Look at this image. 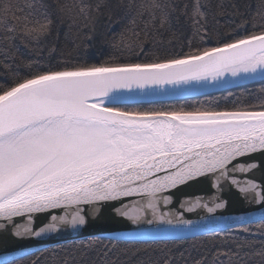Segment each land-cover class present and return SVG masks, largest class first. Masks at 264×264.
I'll return each instance as SVG.
<instances>
[{
  "label": "snow or ice",
  "instance_id": "6c2138e0",
  "mask_svg": "<svg viewBox=\"0 0 264 264\" xmlns=\"http://www.w3.org/2000/svg\"><path fill=\"white\" fill-rule=\"evenodd\" d=\"M205 6H209L208 0ZM102 9L107 10L110 21L113 15L122 14L127 24L113 38V51L99 63L90 64L71 56L60 59L55 66L32 60L22 62L26 71L21 74L19 65L14 69L12 63L6 62L8 52L0 45V220L7 222L0 224V230L4 232L8 225L15 226L12 235L17 237L55 232L54 223L35 231L28 226L21 229L14 218L26 216L32 223L36 214L56 209H64L65 215H53L51 220L75 229L87 223L82 205L102 208L132 196H139L146 203L129 208L121 202V208L115 209L117 215L136 223L147 208L163 221L157 208L159 194L209 176L214 177L212 187L216 188L221 176L228 179L229 165L241 173L259 167L244 158L257 152L264 155V96L257 105L237 106L234 110H129L122 105L130 98L125 90L129 94L135 89L145 90V94L179 93L188 91L193 82L197 86H206L208 81L228 83L229 76L264 81V25L246 35L235 30L223 36L216 32L215 46H204L209 36L206 25L210 12L202 11L200 0H195L191 11L193 36H199L201 44L193 47L189 39L187 52L160 48L146 53L145 42L150 41L153 48L164 43L163 31L176 37L173 20L180 24L181 15L188 17L186 3L181 7L176 0H95L94 4L56 0L53 9L46 0H25L23 5L19 0H0V29L5 33L0 39L13 47L19 25L22 42L25 38L39 40L51 32L54 11L75 22L81 17L94 19L91 14ZM237 28L243 29L244 25ZM11 55L15 57V52ZM141 55L151 59L121 62L122 58L139 59ZM259 91L264 94V88ZM232 182L239 183L235 176ZM259 187L246 181L239 191L255 193V202L264 203V191H256ZM218 199L212 197L213 207H208L207 202L201 205L199 200L193 207L203 206L213 213L225 207L224 202H216ZM163 200L167 204L171 196H163ZM96 215L98 210L93 211ZM166 223L172 226L177 240L196 239L204 233L226 239L235 232L250 233L253 225L264 234V216H241L231 222H217L213 228H199L180 217ZM128 236L134 243L148 245V238L156 242L153 233ZM103 239L90 236L77 241L71 252L61 249L63 256L53 250L45 257L46 262L97 264L99 258L100 264H124L109 255L119 243L129 241L107 237L109 244L98 248ZM147 250L145 247L137 251ZM160 251L163 257L150 256L135 264L188 262L184 252L174 256L172 249ZM45 252L48 250L30 253L35 257L31 264H39ZM90 252L96 256L91 257ZM221 255L228 257L229 264L233 256H239L217 252L210 264H215ZM253 255L260 257L259 264H264V249ZM0 264L12 262L5 259ZM193 264H205V257Z\"/></svg>",
  "mask_w": 264,
  "mask_h": 264
},
{
  "label": "trees",
  "instance_id": "16d2710c",
  "mask_svg": "<svg viewBox=\"0 0 264 264\" xmlns=\"http://www.w3.org/2000/svg\"><path fill=\"white\" fill-rule=\"evenodd\" d=\"M46 2L52 4L53 9H55L56 0H46ZM59 2L64 3L65 0H59ZM66 2L72 3V0H66ZM176 2L181 7L185 3L188 5V17L181 15L180 24H177L173 20L172 31L176 32L174 39L171 37V32L162 30V39L164 41L162 45L158 43L156 48H153L150 41L145 42L144 48L146 53L159 51L160 48H168L175 52H180L181 50L187 52L189 50V39H191L193 47L201 44L199 36H193L191 11L194 7L195 0H176ZM200 2L202 11L210 12L206 25L209 36L206 37L204 46H215L213 34L216 32L223 36L230 30H235L239 35H246L254 30L259 31L260 26L264 25V6L261 5V0H208L209 6H205V0H200ZM19 3L23 5L25 0H19ZM84 3L94 4L95 0H84ZM218 5L221 6L218 7ZM212 14H215V19L212 18ZM91 15L95 18L85 20L81 17L73 22L72 18L54 11V25L51 32L42 36L39 40L25 38L24 42H22L18 25L17 38L12 42L13 47L9 48L8 43L0 39V45L7 50L9 55V60L6 62L12 63L14 69L19 65L17 70L21 74L26 71L22 62L32 60H38L43 64L55 66L60 59L71 56L73 59L87 61L90 64L99 63L106 59L113 51L111 42L114 37H117L124 25L127 24V20L122 19V14H120L113 15L110 21L106 9H102L101 12L92 13ZM200 23L203 24L204 21H200ZM241 24L244 25V28L238 29L237 26ZM254 24L256 25L255 29H253ZM4 35V31L0 29V38ZM89 36L92 39H88ZM141 39H143V36H141ZM169 40H171L170 43ZM52 49L54 51H51ZM12 52H15V57H12ZM125 56H127V53H125ZM0 59H3L2 55H0ZM149 59H151V56L141 55L139 59L135 56L130 59L122 58L121 62H146ZM261 88H264V81H258L207 95L176 100L128 103L123 104L122 107L129 110H179L181 108L186 111L196 109L234 110L237 106L244 108L259 104L260 98L264 96L259 91ZM102 238L104 239L97 246L98 248L109 244L107 238ZM87 239L88 237L67 241L36 251L35 253H40L42 250H48V252H45L41 256L39 264H47L45 257L51 255L53 250L60 256H63L65 252L61 251V249L71 252L73 244L77 241ZM126 241L129 242H121L118 244L117 248L110 253V259H116L119 262H124V264H135L136 260L147 259L150 256L154 259L163 257V252L160 249H165V251L172 249L174 256H178L180 252H184L185 256L189 257L187 264H193L194 260L200 259L202 256L205 257V264H210L217 252L238 253V257L233 256L231 264H259L260 257L253 255V253L264 249V234H261L254 225L250 233L235 232L226 239L219 237L213 238L207 234H202L198 235L196 239H166L155 240L156 242H152L151 240L148 245L134 243L130 240ZM165 245H167V248H165ZM145 247L148 249L146 252L137 251ZM125 248L127 249L126 252L121 251V249ZM134 252L136 255H133ZM89 255L95 257L96 253L90 252ZM33 259L35 257L29 254L9 262H12V264H31ZM221 261L229 264L227 256H219L215 260V264H220ZM97 264H100L99 258H97ZM180 264H184V262L181 261Z\"/></svg>",
  "mask_w": 264,
  "mask_h": 264
},
{
  "label": "water",
  "instance_id": "95a60500",
  "mask_svg": "<svg viewBox=\"0 0 264 264\" xmlns=\"http://www.w3.org/2000/svg\"><path fill=\"white\" fill-rule=\"evenodd\" d=\"M241 75L243 76V74ZM227 78L230 81L228 83L208 81L206 86H197L193 82V87L188 91L179 93L145 94V90L135 89L129 94L125 90V95H130V98L124 104L184 99L262 81L259 78L237 79L230 76ZM200 84L203 85L204 82L201 81ZM244 159L247 162H256L259 167L247 173H241L234 171L233 166L229 165L228 179L225 180L221 176L218 181V187L216 188L212 187L214 177L209 176L207 178H198L197 182H189L187 185H182L178 189L159 194L160 198L157 201V208L158 214L164 216L163 221L155 218L152 211L147 208L144 209V215L136 223H133L131 219L117 215L115 209L121 208V202L129 208L133 206L139 207L145 204L146 200L139 196L121 198V202H112L111 205H105L102 208L82 205V214L85 215L87 223L84 226H77L75 229L69 227L67 224H61L58 221L54 222L51 220L53 215L57 217L65 215L64 209L50 210L46 213L36 214L32 223L28 222L26 216L14 218L15 224L20 225L21 229L28 226L38 231L40 227L54 223L57 231L46 232L38 237L30 235L17 237L12 235L15 226L8 225L6 232L0 230V233H2L0 234V262H3L5 259L11 261L49 246L90 236L105 238L115 236L123 240L132 241V237L128 236V234L144 232L155 234V240L176 239L172 226H169L166 221L169 219L175 221L177 217L190 220L194 226H198L199 228H213L217 222H231L241 216H264V203L255 202V193L250 192L245 194L239 191V187L246 181H253L259 185L260 187L256 190L257 192L264 191V155L257 152ZM233 176H235L239 183L232 182ZM163 196H171V201L165 204ZM213 196L219 198L216 202H224L225 207L216 209L213 213H208L207 209L203 206L193 207L197 200L200 201L201 205L207 202L208 207H213ZM246 196L248 198H245ZM94 210H98V215L93 216ZM68 211L70 213L72 210ZM68 218L70 219V214ZM147 220H152L153 223L148 224ZM6 223L0 220V224ZM148 239L149 241L152 240L151 238Z\"/></svg>",
  "mask_w": 264,
  "mask_h": 264
}]
</instances>
